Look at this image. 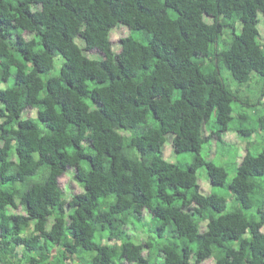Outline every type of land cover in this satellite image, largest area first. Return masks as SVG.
Returning a JSON list of instances; mask_svg holds the SVG:
<instances>
[{
  "label": "trees",
  "instance_id": "trees-1",
  "mask_svg": "<svg viewBox=\"0 0 264 264\" xmlns=\"http://www.w3.org/2000/svg\"><path fill=\"white\" fill-rule=\"evenodd\" d=\"M261 14L264 0H0V85L14 78L0 86V263L264 264V148L231 180L202 155L235 113L264 144ZM168 135L190 163L165 159ZM201 168L228 195L203 194Z\"/></svg>",
  "mask_w": 264,
  "mask_h": 264
},
{
  "label": "rangeland",
  "instance_id": "rangeland-1",
  "mask_svg": "<svg viewBox=\"0 0 264 264\" xmlns=\"http://www.w3.org/2000/svg\"><path fill=\"white\" fill-rule=\"evenodd\" d=\"M259 18L261 21L259 25L260 41L264 45V14H261ZM129 31L130 30H128V28L123 25L119 26V28L113 29L111 33V39L113 42V48L116 52L120 49L121 39L127 36L129 34ZM239 32H240V24L237 29V33ZM92 55L99 56L100 54H98L97 51H94L92 52ZM101 57L102 56L100 55L99 58ZM56 65H58V67L60 66L59 61L56 62ZM222 77L224 81L226 82V84L229 85L235 91L237 85L232 79L228 70L225 69L222 71ZM13 82H14V78H12L9 81V83H6V84L2 83L0 86L5 88V87L12 85ZM259 108H262V106H260ZM24 116L25 117H36V110L29 109L26 111ZM214 119L215 118L213 117L212 120L214 121ZM234 119L235 120L231 124V131H229L228 133L224 135V140L226 142V145L223 149L220 148L217 150V147L215 146V141L211 140L203 146V150H202L203 157H205L208 160L214 161L215 164L219 166H224L229 170L230 172L229 180H231L234 177L235 168L240 164L242 158L246 155L248 151L255 154L256 152H259L264 148V144L261 142L260 138H258V142H256L257 139L255 138V136L253 138H243L239 136L237 132L234 131V129L238 126V122H239L237 113L234 114ZM172 140H173V135H168L167 142L163 149L165 159L172 163H177V162L190 163L192 160V155L188 153L182 154V155L176 154L173 149ZM212 145L214 147L213 150H212ZM256 147L258 148L256 149ZM258 149L259 151H257ZM74 173H75V169H69L67 173L60 178V187L68 199H70L72 195L82 192L81 186L74 179ZM198 178H199V184L201 185L203 194L206 195L210 193H221V194L228 195L226 188L213 186L211 184L206 168H201L198 171ZM231 203L232 201L229 198V206H231ZM9 211L11 213H21V214L24 213V209L22 207L18 209H10ZM145 216L147 218L146 220L150 221V214L148 211H146ZM142 231H145V230L142 229ZM263 232H264V229H263ZM145 240H146V236L141 235V241L145 242ZM214 263H215L214 260L211 259L205 262L204 264H214ZM125 264H129V263L125 262Z\"/></svg>",
  "mask_w": 264,
  "mask_h": 264
},
{
  "label": "water",
  "instance_id": "water-1",
  "mask_svg": "<svg viewBox=\"0 0 264 264\" xmlns=\"http://www.w3.org/2000/svg\"><path fill=\"white\" fill-rule=\"evenodd\" d=\"M1 264V263H0Z\"/></svg>",
  "mask_w": 264,
  "mask_h": 264
}]
</instances>
